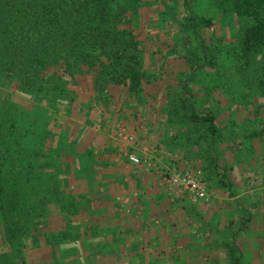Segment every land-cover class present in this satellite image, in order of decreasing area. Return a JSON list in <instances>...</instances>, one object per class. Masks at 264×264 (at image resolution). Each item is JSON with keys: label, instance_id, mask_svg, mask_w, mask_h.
Returning <instances> with one entry per match:
<instances>
[{"label": "trees", "instance_id": "1", "mask_svg": "<svg viewBox=\"0 0 264 264\" xmlns=\"http://www.w3.org/2000/svg\"><path fill=\"white\" fill-rule=\"evenodd\" d=\"M147 1L0 0V264H93L97 254L85 248L95 242L84 241V234L93 235L95 224L77 182L81 156L95 165L100 151L93 138L80 137L93 113L122 117L139 137L145 135L136 127L141 120L164 129L165 136L155 138L157 148L179 152L183 160L194 154L191 166L203 168L205 179L216 174L217 190L226 196L237 191L229 186V171L221 169L222 160L234 153L229 150L226 160L222 145L235 136L215 118L218 105L210 93L217 82L210 80L222 74L224 61L217 58L226 46L240 74L237 83L248 86V100L264 97V0H205L208 14L195 11L201 0H153L155 7L162 6L170 43L149 27L156 12ZM213 13L235 23L222 46L202 34ZM162 65L169 67L164 77L157 71ZM205 67L214 69L210 78L201 72ZM228 94L235 99L240 92ZM113 101L120 105L116 111ZM174 207L170 201L165 211L170 214ZM179 208L182 214H197L199 229H207L204 210ZM248 214L240 205L227 211V264H240L231 225L244 224ZM36 250L43 253L38 259L32 258ZM183 250L172 253L177 258L171 256L172 264L185 263Z\"/></svg>", "mask_w": 264, "mask_h": 264}, {"label": "crops", "instance_id": "2", "mask_svg": "<svg viewBox=\"0 0 264 264\" xmlns=\"http://www.w3.org/2000/svg\"><path fill=\"white\" fill-rule=\"evenodd\" d=\"M104 113L105 111L101 115L95 113L93 127L83 123L84 127L80 129V137L84 141L93 138L94 148L100 149L95 165L90 162L92 159L88 161L85 156H81L77 181L84 190L82 205L92 213L91 222L95 224L93 235L84 234V241L92 238L93 243L95 242L93 247L89 248L92 244L89 243L88 248H85V252L97 254L92 259L93 264H172L174 262L170 259L171 256L177 259L172 253L180 250L182 252L183 249L186 253L182 260L184 264H227L223 253V240L226 235L224 225L227 211H232L236 205L246 207L249 211L244 224L234 221L236 226L234 223L231 225V235L235 238L231 239H234L239 249L240 264H264V150L260 149L264 148L262 140L255 149L249 148L246 153L237 154L228 160L231 181L229 186L237 191L233 195L221 197L220 204L222 208L223 205H228L227 209L218 207L213 212L209 209L206 217H203L207 222V229L202 230L199 229L198 215L182 214L183 210L179 207L187 204L201 212L205 205L204 200L192 201L186 194L170 198L155 175L147 171H143L145 174L138 172V166L127 160L126 153H145L148 150L144 146L149 141L148 136L139 138L130 130L131 125L124 124L126 128L121 130L133 132V139L118 138L115 135L117 125L111 124L114 120H110L109 115ZM88 127L93 129L89 136L86 132ZM139 130L143 135L142 130ZM105 144L110 147L111 153L105 149ZM227 150V146L222 145V156L226 160ZM168 153L169 155L161 158L160 171L171 172L191 165L189 160H183L181 153ZM133 168H136L135 172ZM206 181L209 198L206 205H211L213 198L210 197L209 179ZM247 185H251L252 190L244 193ZM133 190L137 191L136 195L132 194ZM170 201H173L175 207L168 214L165 208ZM173 215L174 222L170 224ZM83 219L88 221L89 217ZM82 258L81 256L83 261ZM87 261L91 259L87 258Z\"/></svg>", "mask_w": 264, "mask_h": 264}, {"label": "rangeland", "instance_id": "3", "mask_svg": "<svg viewBox=\"0 0 264 264\" xmlns=\"http://www.w3.org/2000/svg\"><path fill=\"white\" fill-rule=\"evenodd\" d=\"M153 0H148L147 3H149V10L152 12H156L155 15H153L148 22L149 27H156L158 28L157 36L158 37H164L166 39V41L168 43H170L172 41L171 37H169V35H167L166 31L168 30L165 27V23L162 20V13L160 12V10H162V6H154ZM205 0H201L199 2V4L195 7V11L197 13H202V14H208L211 11V8H208V4L204 3ZM213 12V11H212ZM211 12V13H212ZM217 14V15H216ZM216 14H212V16L214 17L213 19V23L211 26L209 27H205V31L202 34H205L208 37H212V40L215 42H218L219 44H225L227 43L230 38H229V34L228 31L229 30H233L235 31V23L233 24H229L227 19L224 18L223 16L220 17L218 16V13ZM149 16V15H148ZM235 22V21H234ZM167 29V30H166ZM154 32V31H153ZM152 32V33H153ZM220 40H218V38ZM167 42L164 43L167 45ZM192 42V41H191ZM219 45V46H222ZM168 49V48H167ZM218 62L220 61H224V65L225 66H221L220 65V71L222 72V74L218 77V80L212 79L210 80L211 82H217V86H214L215 88L212 89L211 91V98L212 101H217L216 105H218L215 109V118L216 120L223 125V131L227 134L230 132H234V140L233 141H229L228 144H224V147L227 146V156H230L229 158H231L232 153L229 152V150H234V153L232 155V157H236L237 154L240 153H246L247 150L250 149H255V146H257L259 144V141H263L264 143V97L263 96H251V99L248 100L247 98V94H248V86H246V84H242V83H237V78L240 77V74H238L237 72H235V68L234 66H232L230 63V58L228 53L226 52V46L223 49L222 47V51H221V55L218 56L217 58ZM165 66L167 67L168 64H165ZM163 65L159 67V69L157 71L158 75L160 77H164L167 76V72H169V67L166 70H163ZM201 72H207V74H205L204 76H209V78L211 76H213V72L214 69L212 67H205L203 68V70H201ZM252 72H254L252 69L249 71V76H253ZM255 73V72H254ZM252 78V77H249ZM207 79V78H205ZM207 83L206 82H199L200 85H205ZM83 90H85V88H82ZM239 90L240 94L235 96V99L230 97V95L228 94V90ZM6 96V92L2 95L4 100ZM245 98L243 101L242 99ZM24 102V101H22ZM118 101H113L112 104L114 105V110H118L117 108H119V103H117ZM112 104L110 105V107L112 108ZM215 105V106H216ZM122 109L120 108V111ZM121 114L123 112H120ZM104 114H108L107 112H105ZM95 113H93V115H91L92 117H94ZM154 117L157 116L156 113L152 114ZM122 116V115H121ZM122 117H119L118 119L114 120V122H112L111 124L117 125L116 128L120 129L117 130L115 129V135L118 138H122V136L124 134H130L131 138L130 139H126V140H132L133 139V132L128 133V131L124 132L121 130L123 128H126V126H124V121ZM110 124V125H111ZM91 126L93 125V123L90 124ZM139 129L142 130V132L145 134L144 136H142L141 138L148 136L149 141L147 142L146 145V149L148 148L147 151H145V153L139 155L137 153V155H139L141 158H146L147 160L150 161V167H149V174H153L158 178L159 184L163 187L164 191L166 193H168L166 191L165 186H163L160 178V174L162 171H160L161 166V158L163 159V157L169 155L168 150L165 149H160L157 148V146L155 145V138L158 137H162L165 136V134H163L164 129H160L157 131V129L155 130L154 126H149L146 121L144 122V120H141L138 125ZM93 127V126H92ZM92 127H88V131L87 132V136H89V134L91 135L93 132ZM250 128H255V129H261L263 128V131H261V133H258L254 136H249L247 135V131ZM108 131H110V127H108ZM231 134V133H230ZM238 135V137H237ZM152 137V139H151ZM140 138V137H139ZM250 143H248V142ZM225 142V141H224ZM145 148H143V150H146ZM263 149L264 148H260ZM149 152V153H148ZM171 153V152H170ZM191 156V155H190ZM188 157L187 160H189V163H192V159L195 156L194 154L191 157ZM223 157V156H222ZM222 160V158L220 159ZM226 161L221 162V169L225 168L226 170H228L227 168V162L224 163ZM154 164V165H153ZM85 165V164H83ZM82 166V165H81ZM184 168H188L191 169L192 171H194L195 173H197L199 176L201 177H205V170H203V168L196 166V165H188ZM138 169H140L142 171V168L140 166H138ZM255 169V168H254ZM160 171V172H159ZM256 172V171H255ZM225 173V170H223V174ZM212 176H210L209 179V190H210V197L213 198V202L207 205L202 206L203 208L201 210L203 211V214H205L204 216L206 217L209 209H211V212H213L215 209L217 210V208H221L222 210L227 209L228 205H223V208L220 204V200L221 197L225 196V192L221 189L217 190V188H219V184H218V179H216V174H211ZM207 179V178H206ZM207 179V180H208ZM251 185H247L245 186V190L244 193L248 192V190H252V187H250ZM250 187V188H249ZM137 191L133 190L132 194L136 195ZM243 193V194H244ZM168 196L170 198H173L170 196V194L168 193ZM209 199V198H208ZM207 199V200H208ZM210 202V201H209ZM219 202V203H218ZM198 210V209H197ZM216 214V213H215ZM234 225L236 226V222H234ZM222 227V226H219ZM41 250H36L33 252L32 258L34 259H38L40 258V255L43 254L41 253Z\"/></svg>", "mask_w": 264, "mask_h": 264}, {"label": "built area", "instance_id": "4", "mask_svg": "<svg viewBox=\"0 0 264 264\" xmlns=\"http://www.w3.org/2000/svg\"><path fill=\"white\" fill-rule=\"evenodd\" d=\"M124 140L130 139L131 135L124 134ZM126 158L134 166H140L142 171H149L150 161L146 158H141L133 152H127ZM136 171V168H133ZM161 182L165 186L166 191L171 197H179L186 194L192 201L206 200L207 194V181L205 178L199 176L197 173L188 168L174 170L171 172H161Z\"/></svg>", "mask_w": 264, "mask_h": 264}]
</instances>
